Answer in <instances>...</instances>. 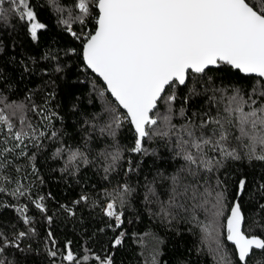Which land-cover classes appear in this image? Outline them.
Segmentation results:
<instances>
[{"label": "snow or ice", "instance_id": "snow-or-ice-1", "mask_svg": "<svg viewBox=\"0 0 264 264\" xmlns=\"http://www.w3.org/2000/svg\"><path fill=\"white\" fill-rule=\"evenodd\" d=\"M45 4L61 31L81 44L82 71L102 82L92 87L101 109L79 122L82 144H66L53 125L60 118L50 107L55 94L37 103L30 90L23 101L12 100L6 95L11 84L3 86L8 78L0 70V193L17 201L0 206L12 208L23 225H0V264H28L31 255H39L31 243L25 244L37 233L29 205L19 203L21 198L28 199L49 225L53 223L45 203L51 194L33 197L31 184L24 183L29 175L38 174L37 152L45 148V141L55 145L51 159L63 160L60 172L72 177L82 167L95 165L109 180L122 166L125 153L141 157L135 166L128 158L125 181L103 192L102 206L86 193L71 205H60L70 218L76 216L77 205L100 207L110 221L107 228L117 233L109 241L111 249H118L127 235L118 231L136 191L127 178L140 171L144 157L156 156L164 163L171 160L172 170L157 169L151 180L145 178L143 204L150 216L167 224L183 220L198 229L197 251L207 248L215 264H264V168L259 178L251 179L242 170L264 166V0H45ZM13 19L28 40L39 44L47 25L39 21L32 0H0V25L15 30ZM90 19L94 30L88 27ZM74 53L76 49L70 48L64 55ZM42 59L56 61V72L64 70L58 54L45 53ZM20 64L24 73L30 71L25 61ZM222 69L238 78L225 83L219 75ZM181 90H186L182 98ZM198 99L202 103L197 104ZM177 116L182 123H174ZM125 124L134 143L122 148L117 137ZM104 139L112 143L90 159L94 143ZM148 142H158L167 157L146 147ZM20 160H27L30 173L17 163ZM12 168L15 179L7 174ZM133 237L145 264H159L163 242L152 233ZM148 240L152 247L145 252ZM43 243L48 264H115L114 252L108 249L100 254L84 245L80 255L73 252L71 241L58 247L51 229Z\"/></svg>", "mask_w": 264, "mask_h": 264}, {"label": "trees", "instance_id": "trees-1", "mask_svg": "<svg viewBox=\"0 0 264 264\" xmlns=\"http://www.w3.org/2000/svg\"><path fill=\"white\" fill-rule=\"evenodd\" d=\"M32 2L38 13L39 21L47 25V30L40 33L39 44H34L28 40L19 22L14 19L12 23L15 24V30L0 25V38L3 40L4 47V51L0 52V70H3L4 75L8 78L3 86L7 89L8 84H11V91L6 92V95L12 100L23 101L31 90L34 93L35 101L41 103L49 93H54L55 98L51 100L50 107L60 117L53 120L55 129L59 131L60 138L66 144H82L84 133L80 131L79 122L85 116L100 111L101 101L98 95L92 91V87L93 83H97L99 87L102 82L97 81L90 72L82 71L81 44L66 32L61 31L56 15L46 6L45 0H32ZM4 7H8L7 3L4 4ZM74 27L75 30L79 31L81 26L76 24ZM88 27L94 30V19L89 20ZM13 45L15 46L13 47ZM70 48H75L76 53L64 55V52ZM45 53L58 54L59 63L64 66V70L56 72L57 62L51 59H42ZM13 58L15 59L13 60ZM21 60L28 64L29 72H23ZM33 60L35 63L32 62ZM219 75L223 76L225 83L235 81L238 78L237 74L224 69ZM219 82L217 81V83ZM185 91L181 90L178 95L182 98ZM200 103L202 101L198 99L197 104ZM73 105L76 106L75 112ZM179 107L180 101L178 100L177 111ZM174 123L179 124L182 121L177 116ZM117 139L122 148L129 147L134 143L129 125L125 124ZM44 143L45 148L37 152L36 167L38 174L36 176L29 175L28 180L24 183L26 185L31 184L33 197H49L51 194L45 203L48 207V214L53 216V223L49 225L38 210L31 206L28 199H20L19 203L29 205L28 214L33 218V227L37 233L36 238L25 241V244L31 243L33 248L39 250V255L33 254L29 257L28 264H48L43 242L49 229L54 233L58 247L62 248L67 241H71L73 252L80 255L83 254L81 248L84 245L100 254H103L104 249H108L114 252L115 264H145V258L141 254V246L135 242L133 233H152L163 242L159 245V264H215L207 248H202L200 252L197 251L198 246H200L198 229L192 228V225L183 220L174 221L171 224L162 223L159 219L152 218L143 204L145 178L151 180L157 169L166 168L171 171V160L164 163L156 156L144 157L143 163L140 164V171L131 173L127 178L128 184L136 191L129 198L124 209V224L118 230L127 233L124 243L118 249L113 250L110 248L109 241L117 233H113L111 229L107 228L110 221L102 215L100 207L77 205L76 216L70 218L63 212L60 205H71L82 193H86L90 200L97 201L102 206L106 202L102 195L103 192L106 189L111 191L125 181L124 170L128 167V158L133 160V166H135L141 157L125 153V159L121 161L122 166L111 174L109 180L103 178V171L98 170L95 165L82 167L79 174L72 177L60 172L63 160L51 159L55 145L48 141ZM111 143L110 139L94 143L90 159ZM146 147L156 149L159 154L167 157L166 150L158 142H148ZM32 151H36V149H32ZM17 163L28 173L31 172L27 160H20ZM262 168L264 166L256 164L253 167L244 166L242 170L251 179L253 175L259 178ZM7 174L11 175L13 179L17 176L14 168L9 169ZM229 200H231V196H229ZM4 203L15 204L17 201L11 196L0 193V204ZM152 207L155 210L154 206ZM245 210H247V205H245ZM200 218H204L203 214ZM12 224H17L20 228L23 227L18 222L16 213L12 208L0 206V225L10 226ZM100 228H104L105 231L99 232ZM225 244L227 245L226 241ZM227 246L231 247L230 245ZM151 247L152 241L148 240L145 252Z\"/></svg>", "mask_w": 264, "mask_h": 264}]
</instances>
